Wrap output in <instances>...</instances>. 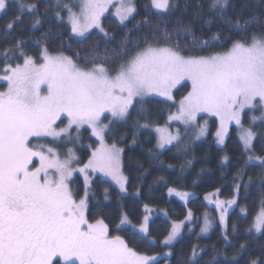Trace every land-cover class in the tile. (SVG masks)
<instances>
[{"label":"snow or ice","instance_id":"obj_1","mask_svg":"<svg viewBox=\"0 0 264 264\" xmlns=\"http://www.w3.org/2000/svg\"><path fill=\"white\" fill-rule=\"evenodd\" d=\"M116 4L113 0H79L69 6L55 0L47 3L41 13L39 3L0 0V14L13 10L30 13L35 17L31 28L36 31L41 15L48 16L51 11L55 19L63 21L61 13L64 12L70 32L83 38L76 40L77 44L83 43L88 38L85 34L93 28L110 43L115 38L109 37L100 23L109 5L116 8L118 23L125 27L137 14L135 0H116ZM176 7V0H150L146 12L160 19L152 21L145 15L135 26L155 23L157 28L151 41L145 37L142 43L131 44L124 39L118 50L109 52L105 48L103 56L98 45L84 50V55L74 52L70 56L64 51L50 50L48 32H42L33 41L37 57L28 54L21 37L0 48V80L7 82L6 91H0V264H76V261L79 264H161L156 255L137 251L120 235H112L103 215L89 219V172L102 174L118 185L121 192H127L128 178L121 166L124 150L115 143H105V135L111 129L104 121L125 120L135 104H143L144 98L153 93L172 100V89L183 80L191 82V91L179 101L178 112L169 119L192 124L197 130L195 138L199 139L205 135L206 128L194 123L198 114L218 117L220 126L215 135L219 144L224 143L229 126L235 123L245 153H252L247 160L259 161L264 167V157L254 155L253 141L257 133L243 123V118L248 116L250 125L259 121L264 127V30L250 31L259 18L255 15L244 18L241 14L233 19L228 14L229 0H208V13L219 21L223 32L246 35L239 39L222 38V31H217L205 38L197 36L190 25L178 24L173 31L180 33L184 42L177 39L173 43L164 17ZM197 7L203 10V5ZM22 23L21 16L13 14L5 32L11 35L15 26ZM205 23L211 27L213 21L209 19ZM160 25H165L163 42L156 40ZM67 47L71 50V45ZM215 48L224 50L213 51ZM257 111L259 116L254 115ZM62 116L68 122L60 127L57 121ZM85 125L100 142L86 163L66 143L62 145L63 153L30 143L33 137L76 143L78 136L73 137L72 132L79 133ZM138 127L146 129L149 125ZM156 131L159 133L157 150L173 142L179 145L178 132L173 135L167 128ZM227 160V156L223 157V161ZM80 173L84 174L82 195L74 193L71 186L73 177ZM168 191L181 200H188L186 192L174 188ZM105 193L107 199V190ZM210 196L213 197L210 203L220 209V222L227 228V207L236 204L235 198L221 201L215 198L216 194ZM191 216L189 211L188 218ZM121 225L132 230L137 228L122 209L117 228ZM182 226V221L172 224L163 245L171 246ZM209 227L206 216L201 232H207ZM138 230L142 239L152 240L148 215L143 216ZM253 230L264 232V207L248 229ZM232 231H236L235 225ZM166 255L171 256V252ZM195 259L193 249L189 264ZM249 264H264V258L251 259Z\"/></svg>","mask_w":264,"mask_h":264},{"label":"trees","instance_id":"obj_2","mask_svg":"<svg viewBox=\"0 0 264 264\" xmlns=\"http://www.w3.org/2000/svg\"><path fill=\"white\" fill-rule=\"evenodd\" d=\"M52 1L23 0L26 4L39 3L41 13L44 12L47 3ZM229 2V16L235 19L241 14L244 18L255 15L259 20L251 26L250 31L258 33L264 30V0ZM135 3L137 14L126 23V27L119 24L111 15L103 19L102 27L108 32L109 37L115 38L110 43L105 42L102 33L93 32L86 36L88 38L84 39L83 43L77 44L76 40L83 38L74 37L67 23L55 19L51 11L48 16H40L42 25L37 27L36 31L31 28L35 17L30 13L21 14L13 10L9 14H0V48L10 45L15 37H21L25 41L24 47L28 54L37 57L38 51L33 47V41L42 32H48L50 50L64 51L70 56L74 52L84 55V50H90L97 45L100 48V56H103L105 48H108L109 52L112 49L118 50L120 41L124 39L131 44L142 43L145 37L151 41L157 28L156 24L146 26L141 23L136 27V21H142L145 15L152 21L160 18L146 12L150 0H135ZM207 3L208 0H176V9L164 17L168 21L166 27L172 33L171 42L174 43L177 39L184 42L182 35L173 31L178 24L190 25L197 36L204 35L205 38L222 31L219 21L209 15ZM198 4L203 5L202 11L197 7ZM13 14L20 15L23 23L17 24L14 32L8 35L5 27L12 20ZM209 19L213 21L211 27L205 23ZM164 27L165 25L159 26L157 41L163 42ZM243 35L246 34L238 36L222 31V38L233 36L239 39ZM68 45H71V50L68 49ZM189 91L191 86L184 83L174 92L175 102L145 98L143 104H135L130 109V115L125 120L104 121L111 129L105 135L106 142L115 143L124 150L123 172L128 178V194H122L112 182L95 176L89 186V219L103 215L109 224L111 234L120 235L137 251L149 255H165L170 251L171 256L163 260L167 264H189L193 249L196 250V259L192 264H249L251 259L264 258V232L248 231L255 216L261 207H264V167L260 166V162L247 160L249 154L243 149L237 129L232 127L225 145L219 147L215 135L218 130L217 119L201 116L199 121L208 126V133L204 139L183 146H171L163 151L157 150V137L152 127L166 125L170 115L177 111V102ZM254 115L259 116V111ZM145 123L149 125L148 128L138 127ZM243 123L247 127L251 126L257 133L253 141L254 155L264 157V127L260 126L259 121L256 125H250L248 116L243 118ZM64 124L65 120H62L61 126ZM72 136H78L76 143H69L63 139L39 138L32 140L31 144L56 148L63 153L65 148L62 145L66 143L67 147L72 148L80 160L86 163L91 156V150L97 147L98 142L87 128L80 129L79 133L73 131ZM225 156L228 157L226 162L223 161ZM73 179L74 183L71 185L73 192L82 195L83 177L77 174ZM169 188L195 195L184 204L169 194ZM210 194H216L215 198L218 196L222 201L235 198L236 204L228 210L231 211L227 216V228L219 220V209L210 203V199L213 198ZM145 205L152 210H146ZM121 209L136 226H139L144 215H151L149 218L151 241L142 239V234L138 230L123 225L117 228ZM189 211L192 213L191 218H188ZM206 216L210 221V227L207 232H201ZM181 221L183 226L180 235L171 246L163 245L162 241L170 232L172 224ZM233 225L236 227L235 232L232 231Z\"/></svg>","mask_w":264,"mask_h":264},{"label":"rangeland","instance_id":"obj_3","mask_svg":"<svg viewBox=\"0 0 264 264\" xmlns=\"http://www.w3.org/2000/svg\"><path fill=\"white\" fill-rule=\"evenodd\" d=\"M54 2H55V0L52 1V3H54ZM62 2H63V3H67L69 6H74L76 3L79 2V0H62ZM113 3L116 4V0H113ZM116 6H119V5L116 4ZM73 11H77V9H76L75 7H73ZM61 15L64 17L63 21H65V22L67 23V14L64 13V12H62ZM108 15H111V16L115 17V18L117 19V21H118V17L116 16V8L113 7L112 5H109V7L107 8V11H105V12L103 13V15L101 16V18H100V23H101V25H102V21H103V19H104L106 16H108ZM40 19H41V18H40ZM130 19H131V18H130ZM130 19H129V20H130ZM126 23H127V22H126ZM41 25H42V19H41V24L38 25L37 27H39V26H41ZM93 32H99V31H98V29L93 28V29H90L89 32H87L85 35L87 36V35H89L90 33H93ZM72 35L75 37L74 34H72ZM76 38H80V37H76ZM35 57H36V56H35ZM18 62L22 63V61H18ZM184 83H188V84L191 86V82L188 81V80H183V81L177 83V84L175 85V87L172 89V96H173V99H172V100H168L166 97L160 96V95H158V94H156V93L150 94L149 96H146L145 98H158V99H162V100H165V101H168V102H175L174 92H175V90H176L180 85H182V84H184ZM6 89H7V82H6V81H3V80H0V91H6ZM145 98H144V99H145ZM178 103H179V102H177V105H178ZM177 112H178V108H177V111H176L175 113H173V114H176ZM255 113H256V112H255ZM105 116H110V114H109V113H105ZM201 116H209V117H214V118H216L217 121H218V129H219L220 122H219V118H218V117H215V116H213V115H211V114H209V113H200V114H198V116H197V120H196L194 123H195V124H198V125H200V126H202V127H205V128H206V133H205V135L201 136L199 139H196V138H195V132H196L197 130L194 129L193 125H192V124H187V125H186L183 121H177V120H170V119H168L166 125H163V126H154V127H152V130H153V132L155 133V135H156V137H157V141H158V136H159V133L156 131L157 128H167L168 131L171 132L173 135H175V134L178 132V133H179V136H180V142H179V145H178V146H183V145H186V144L191 143V142H194V141L202 140V139H204V138L207 136V133H208V126H207L206 124L201 123V122L199 121V118H200ZM62 120H65V124L61 126V121H62ZM119 121H121V120H119ZM67 122H68V121H67L66 116H62V117H61V120H58V121H57V125H59L60 127H63V126H65V125H67ZM244 126H245V125H244ZM232 127H235V128L237 129L238 137L240 138L239 129H238V127L235 125V123H233V124H231V125L229 126L228 134H227V136L225 137V140H224V143H223V144H219V143L217 142V137H216V143H217V145H218L219 147H223V146L225 145V142H226V140H227V138H228V136H229V134H230V130H231ZM245 127L247 128V126H245ZM82 128H87V129H89V130L91 131V129L88 128L87 125H85V126L82 127ZM82 128H81V129H82ZM91 135H92V134H91ZM92 137L98 142V145H97L96 148L100 147V142H99L98 138L94 137L93 135H92ZM41 138H51V139H53L52 137H41ZM34 139H39V138L33 137V138H31V141L34 140ZM31 141H30V143H31ZM105 143H107L106 140H105ZM107 144H108V143H107ZM176 144H177V142H173V145H167V146H165V148H163V149H159V150H160V151H163V150H165L166 148H169V147H171V146H175ZM32 145H33V144H32ZM109 145H110V144H109ZM33 146L35 147L36 145H33ZM96 148H95V149H96ZM95 149H92V150H91V153H92V151H94ZM248 154L250 155L251 153H248ZM252 162L258 163L259 161L253 160ZM121 166H122V171H123V158H122V156H121ZM123 174H124V172H123ZM80 175L83 177V180H84V174L80 173ZM124 175H125V174H124ZM95 176H100V177H102V178H104V179H106V180L112 182V183H113V184L119 189V186L116 185V184H115L113 181H111L109 178L103 177L102 174H99V173H95V174H94V173H92V172H89V181H90L89 186L91 185V181H92V179H93ZM126 187H127V185H126ZM119 190H120V189H119ZM177 191H179V190H177ZM180 192H183V191H180ZM121 193L124 194V195H127V194H128V189H127V192H121ZM186 193L189 194V197H188V200H187V201L181 200L180 197L177 196V195H175L174 193L171 194V196H173V197H175V198H178V199H179L180 201H182L184 204H187L188 201H189L192 197H194L195 194H194V193H191V192H186ZM216 199H219V197L217 196ZM219 200H221V199H219ZM221 201H222V200H221ZM211 204H212V205H215V204H213V203H211ZM234 205H235V204H234ZM234 205H232L231 207H227V211H228L229 209H232V208L234 207ZM215 206H216V205H215ZM216 207H217V206H216ZM147 209H148V210H152V208H149V207H147ZM218 209H219V208H218ZM219 211H220V209H219ZM230 211H231V210H230ZM230 211H228L227 216H228V214H229ZM150 216H151V215L149 214L148 217L150 218ZM138 229H139V226H137L136 230H138ZM138 231H139V230H138ZM168 252H169V251H168ZM168 252H167V253H168ZM156 256H157L158 259L160 260L161 264H167V262H164L163 260H165V259H167V258L170 257V256H168V255H166V254H165V255H156ZM76 264H79V261H76Z\"/></svg>","mask_w":264,"mask_h":264},{"label":"bare ground","instance_id":"obj_4","mask_svg":"<svg viewBox=\"0 0 264 264\" xmlns=\"http://www.w3.org/2000/svg\"><path fill=\"white\" fill-rule=\"evenodd\" d=\"M191 225V224H190ZM194 225V224H193Z\"/></svg>","mask_w":264,"mask_h":264}]
</instances>
